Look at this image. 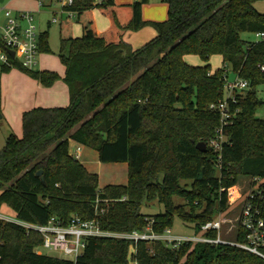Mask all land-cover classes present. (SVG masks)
Wrapping results in <instances>:
<instances>
[{
    "label": "trees",
    "instance_id": "1",
    "mask_svg": "<svg viewBox=\"0 0 264 264\" xmlns=\"http://www.w3.org/2000/svg\"><path fill=\"white\" fill-rule=\"evenodd\" d=\"M258 1L264 0H164L166 19L151 22L141 16L148 0H72L63 10L74 17L58 20L62 77L12 59L10 67L0 66V73L16 69L44 88L61 81L69 99L66 107L23 112L21 137L7 136L0 152V208L27 224L45 225L50 218L66 224L78 217L113 233L149 226L161 234L177 219L193 236L214 239V230L201 228L227 210L228 190L241 178H256L264 189V120L255 117L264 106V98H257V89L264 88V39L241 38L264 34V14L253 7ZM94 10L109 22L102 31ZM74 24L79 37L72 35ZM144 27L156 36L133 50L123 36ZM41 52L50 53L47 32L39 35ZM189 55L203 65L187 64ZM212 56L222 66L210 72ZM227 70L248 89L226 100L230 119L214 152L209 144L221 123L210 106L224 100ZM69 141L94 151L101 164H126V184L99 189L97 175L69 154ZM143 203L162 211L144 215ZM243 239L237 228L229 241ZM41 243L38 233L0 219V264H264L229 245L186 242L172 249L159 241L106 238H88L73 262L37 254Z\"/></svg>",
    "mask_w": 264,
    "mask_h": 264
},
{
    "label": "built area",
    "instance_id": "2",
    "mask_svg": "<svg viewBox=\"0 0 264 264\" xmlns=\"http://www.w3.org/2000/svg\"><path fill=\"white\" fill-rule=\"evenodd\" d=\"M136 1L138 0H133V2ZM54 2H57L60 6V16L64 14L68 18L74 17L73 13L63 10L65 7L71 5L72 0H58ZM4 18L5 23L0 27V66L10 67V59H12L16 60L21 67L32 70L36 65V58L39 54L38 41L40 35V33L36 32L32 14L26 11L13 12L7 9L4 11ZM55 21V19H52V23ZM256 37L264 39V34H258ZM7 50L14 52L12 58L7 54ZM225 88L228 91V97L217 103L216 106H210V109H214L219 113L221 123L220 129L217 131L219 134L218 138L209 144V147L214 152L220 150V144L224 141V137L221 134L222 127L230 119L226 100L230 99L233 102L234 94L246 91L248 83L235 78L232 83H227ZM71 156L78 161L80 148H75ZM260 185L261 181L256 178L248 180V192L241 202L235 221L236 229H240L244 234L242 243H234L220 237L221 220L202 226V231L210 229L216 232V237L209 239L205 237L173 235L170 229L164 230L161 234H154L151 232L149 226L142 232L113 233L101 230L98 223L94 220L83 221L78 217H72L66 224H62L56 218H50L45 225L40 226L19 222L14 218L4 216L0 217V219L19 225L26 231L38 233L42 238L40 246L42 249L57 254L59 258L69 259L73 262L83 254L85 241L88 238L128 240L133 244L139 241H159L172 249H177L181 244L186 242L229 245L264 259V254L261 251L264 249V189H261Z\"/></svg>",
    "mask_w": 264,
    "mask_h": 264
},
{
    "label": "rangeland",
    "instance_id": "3",
    "mask_svg": "<svg viewBox=\"0 0 264 264\" xmlns=\"http://www.w3.org/2000/svg\"><path fill=\"white\" fill-rule=\"evenodd\" d=\"M6 1L8 0H4V2ZM15 1L17 2L21 0ZM163 1L164 0H148L147 4L144 5L145 11H147V13L154 12L155 14H157L158 11H160V7L163 6L165 11L162 21H164L166 19V5ZM43 2L44 6L40 7L37 12L32 13V17L34 20L36 32H47V47L50 53H39L36 58V65L32 68L31 71L49 70L61 75L62 66L57 58L59 49V27L57 21L59 20L60 16V6L57 2L49 3L48 0H43ZM25 3L32 5L33 2L27 1ZM152 3L158 4L156 9L151 6ZM18 7L19 4L14 3L10 4L8 6V9L18 12L24 11L21 9H16ZM253 7L257 13L264 14V1H258L254 3ZM93 15L94 19L96 20L97 28H100L102 21H104V17L100 16L97 10H94ZM62 17H66V15L63 14ZM52 19H55L56 21L52 23ZM77 27V24L73 25L75 36L79 35V30ZM137 32L138 31L134 33L132 32V34H137ZM241 38L246 41H254L258 39L257 37L249 34H242ZM184 60L191 66L203 65L202 61L197 56L189 55L184 57ZM208 64L210 67V72H213L222 66L221 58L219 56H212L210 57ZM234 80V75L230 73L229 70H227V80L225 87L227 83H232ZM225 87L223 91L224 99L228 97V91ZM39 88H41V86L38 85L34 80L30 79L28 76L16 69L11 68L6 73H0V117L3 116L2 119L0 118V152L3 150L5 140L9 134H12L16 137L21 136V128L19 125L20 118L18 116V111L26 104H38L37 102H39L41 98L37 90ZM257 98L260 100L264 98V88L260 87L257 89ZM255 117L256 119L264 120V106L256 111ZM6 118L10 120V124L8 123V120ZM16 128H18V132H16ZM77 147L80 148V160H86L87 162H89L88 169L90 170V172L97 175L99 189L108 185H124L126 183V164H101L98 162L97 156H95V152L88 148L77 146L74 143H71V145L69 146L70 154H73L75 148ZM247 192L248 180L242 178L238 181L236 186L228 190V208L223 214L218 215L217 217V220L222 221L220 227V237L222 239L229 241L234 238L236 230L235 221L240 210L241 202L246 196ZM175 202L181 203L180 200H175ZM161 211V207L157 206L156 203H152L150 205L143 203L140 209V212L144 215H153ZM2 216L14 218L12 211L5 205L0 208V217ZM171 232L173 235L193 236V232L190 227L188 225L182 224L177 219H174L173 221ZM36 252L44 256L59 258L57 254L46 251L41 247L37 248Z\"/></svg>",
    "mask_w": 264,
    "mask_h": 264
},
{
    "label": "crops",
    "instance_id": "4",
    "mask_svg": "<svg viewBox=\"0 0 264 264\" xmlns=\"http://www.w3.org/2000/svg\"><path fill=\"white\" fill-rule=\"evenodd\" d=\"M27 1H32V0H26V1L21 0V1H17V2L15 0H8V1H6L7 3L4 2V0H2L0 2V27L3 26L5 23L4 11L8 9V6L10 4L18 3L19 7L16 9L24 10L21 12L26 11V12H30L31 14L37 12V10L40 8L39 3L36 1H32L33 2L32 5H29L28 3H25ZM114 3L117 5H126V4L133 3V0H114ZM151 6H153V8L156 9L158 4L152 3ZM164 11H165V9L162 6V7H160V11H158L157 14H155L154 12L147 13V11H145V7L143 5L141 8V16H142V19L144 21L161 22L163 20ZM13 12H18V11H13ZM93 12H92V14H93ZM93 17H94V15H93ZM94 21H95V26H96V20L94 19ZM108 25H109L108 20L106 18H104V21H102V23H101V27L97 28V26H96V29H97V31H102L105 28H107ZM77 28L79 30V35L75 36L74 29H72L73 37H79L80 36V27L78 26ZM155 36H156V33L152 29L143 28L140 31H138L137 34H132V32H126L123 36V41L125 43L129 44L133 50H136V49H139L140 47H142L143 45H145L150 40H152ZM47 71H49V70H47ZM57 75H59L60 77L63 76V67H62L61 75L60 74H57ZM37 90L41 96L40 101L37 102L38 104H33V103L32 104H26L25 106H23L18 111L19 112L18 116L20 118V124H19L20 128H21V114L25 111L31 110L33 108H62V107L68 106V104H69L68 92H67L66 86L61 81L55 82L50 88H44L41 86V88H39ZM2 118H3V116H1V119ZM6 119L8 120V123L10 124V120L8 118H6ZM16 129H17L16 132H18L19 131L18 128H16ZM20 137H17V138H20ZM71 143H74V142L69 141V146L71 145ZM69 154H70V152H69ZM95 156H97L96 153H95ZM78 162L89 173H92L88 169L89 162H87L86 160L81 161L80 157H79ZM13 217H14V214H13Z\"/></svg>",
    "mask_w": 264,
    "mask_h": 264
},
{
    "label": "water",
    "instance_id": "5",
    "mask_svg": "<svg viewBox=\"0 0 264 264\" xmlns=\"http://www.w3.org/2000/svg\"><path fill=\"white\" fill-rule=\"evenodd\" d=\"M6 52H7V54H8L11 58L14 56V52H13V51H9V50H7ZM0 118H1V117H0ZM196 149H197L198 151H200V152H204V145H203L202 143H198V144L196 145ZM36 177H39V178H40V181H41L42 183L44 182L43 177L41 176V171H39V172L36 173Z\"/></svg>",
    "mask_w": 264,
    "mask_h": 264
}]
</instances>
